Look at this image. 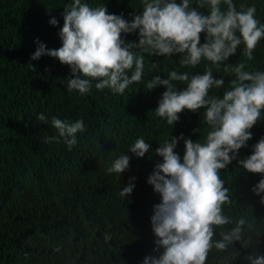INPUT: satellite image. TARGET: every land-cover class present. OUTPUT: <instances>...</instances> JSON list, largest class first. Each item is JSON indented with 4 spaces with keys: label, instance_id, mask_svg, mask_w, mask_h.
<instances>
[{
    "label": "trees",
    "instance_id": "1",
    "mask_svg": "<svg viewBox=\"0 0 264 264\" xmlns=\"http://www.w3.org/2000/svg\"><path fill=\"white\" fill-rule=\"evenodd\" d=\"M71 2L0 0V264H143L146 256L159 254L154 252L156 237L150 217L161 197L147 183L155 164L162 161L155 149L171 135L183 134L203 142L210 131L204 109L184 110L175 125H168L155 114L165 88L149 91L147 83L154 75L167 78L172 70L202 74L207 66L215 78L225 80L221 88L210 89L209 96L222 98L236 78L231 72L236 64L243 62L246 70L264 71V38L252 60L244 56L241 45L219 68L206 60L196 67H181L179 54L156 56L144 52L141 82L118 94L109 88L97 90L93 81L90 93L80 95L67 89L68 65L47 55L31 59L38 47L36 41L48 49L62 46V12ZM233 2L238 10L240 5L255 4L256 18L264 23V0ZM82 3L105 5L110 14H122L129 21L130 14L143 10L141 0ZM190 3L195 7L197 0ZM52 18L57 19L56 26L49 23ZM122 36L138 42V33ZM173 83L178 89L186 86ZM39 114L47 117L48 124L36 119ZM53 116L84 121L85 130L77 133V144L71 150L52 126ZM196 128L199 132L194 131ZM250 131L253 136L247 147L241 148L236 160L220 173L231 198V204L223 206L224 214L233 221L246 220L244 237L248 246L235 242L225 252L213 249L206 264H219L229 256L235 257L232 264H251L249 256L264 255V204L252 191L264 174L249 173L238 163L251 155L253 145L264 137V111ZM51 136L59 142L45 143V137ZM141 137L150 144V150L137 158L128 149ZM174 151L182 158L183 140ZM122 154L129 155V168L121 174L108 173ZM129 183L135 187L128 197H122L120 192Z\"/></svg>",
    "mask_w": 264,
    "mask_h": 264
},
{
    "label": "clouds",
    "instance_id": "2",
    "mask_svg": "<svg viewBox=\"0 0 264 264\" xmlns=\"http://www.w3.org/2000/svg\"><path fill=\"white\" fill-rule=\"evenodd\" d=\"M141 5L142 12L130 14L129 21L122 14H110L105 5L93 7L82 0H72L62 12L63 26L59 32L62 46L48 49L36 41L38 47L31 59L47 55L68 65L70 76L65 79L69 91L89 94L92 82L96 81L97 90L109 88L113 93L123 94L143 78L145 60L141 53L179 54L181 67H196L206 60L219 68L241 45L244 56L252 60L253 52L264 38V23L256 18L255 4L240 5L239 10L233 0H197L195 7L190 0H141ZM205 8L206 12L201 11ZM49 23L56 26L58 21L52 18ZM131 33H138V42L126 41L122 36ZM202 33L204 43H201ZM231 72L236 78L231 80L230 89L222 98L209 96L210 89L221 88L225 80L215 78L212 68L207 66L202 74L172 70L167 78L154 75L146 85L149 91L158 86L165 88L155 114L168 125H175L184 110L204 109V121L210 131L203 142L200 138L195 141L185 138L183 134L171 135L155 149L162 161L155 164L147 183L161 197V202L153 205L150 217L156 237L154 252L159 254L146 256L143 264H206L213 249L225 252L235 242L248 246L244 237L246 220L233 221L224 214L223 206L231 204V198L220 173L252 139L250 129L264 111V71L246 70V64L241 62ZM173 82L186 86L178 89ZM36 119L48 124L44 114ZM51 124L69 150L77 144V133L85 130L82 119L70 122L53 116ZM180 140L184 141L182 158L174 151ZM44 142L59 140L51 136L45 137ZM149 150L150 144L142 137L128 149L137 158H143ZM238 163L249 173L264 174V137L253 145L252 154ZM129 165V155L122 154L107 172L121 174ZM134 187L129 183L120 195L128 197ZM252 191L264 204L261 196L264 178ZM229 225L234 226L229 228ZM234 259V256L225 257L219 264H232ZM248 259L251 264H264V255Z\"/></svg>",
    "mask_w": 264,
    "mask_h": 264
}]
</instances>
